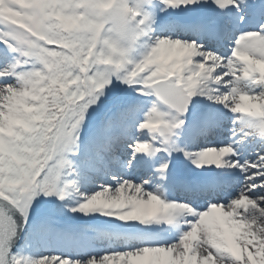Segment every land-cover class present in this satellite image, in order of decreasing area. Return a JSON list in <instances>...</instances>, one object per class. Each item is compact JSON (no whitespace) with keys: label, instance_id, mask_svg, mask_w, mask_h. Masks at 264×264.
Instances as JSON below:
<instances>
[{"label":"snow or ice","instance_id":"6c2138e0","mask_svg":"<svg viewBox=\"0 0 264 264\" xmlns=\"http://www.w3.org/2000/svg\"><path fill=\"white\" fill-rule=\"evenodd\" d=\"M0 44V264H264V0H0Z\"/></svg>","mask_w":264,"mask_h":264},{"label":"rangeland","instance_id":"374dc122","mask_svg":"<svg viewBox=\"0 0 264 264\" xmlns=\"http://www.w3.org/2000/svg\"><path fill=\"white\" fill-rule=\"evenodd\" d=\"M4 49H5V46L3 44H0V52L4 51ZM205 103H207V102H205ZM225 136H227V133L225 134ZM235 179H237V181L242 179V177H240L238 172L235 174ZM237 186H238V184H237ZM56 249H57V251H56ZM58 250L59 249L57 247L52 248L53 252H58ZM252 250L254 251V249H252Z\"/></svg>","mask_w":264,"mask_h":264},{"label":"water","instance_id":"95a60500","mask_svg":"<svg viewBox=\"0 0 264 264\" xmlns=\"http://www.w3.org/2000/svg\"><path fill=\"white\" fill-rule=\"evenodd\" d=\"M13 251H16L15 249Z\"/></svg>","mask_w":264,"mask_h":264}]
</instances>
